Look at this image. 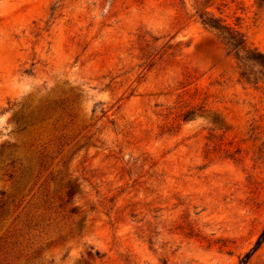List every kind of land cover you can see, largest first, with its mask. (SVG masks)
Listing matches in <instances>:
<instances>
[{
  "label": "rangeland",
  "instance_id": "obj_1",
  "mask_svg": "<svg viewBox=\"0 0 264 264\" xmlns=\"http://www.w3.org/2000/svg\"><path fill=\"white\" fill-rule=\"evenodd\" d=\"M203 14L264 54L260 0H0V264H264V84Z\"/></svg>",
  "mask_w": 264,
  "mask_h": 264
},
{
  "label": "trees",
  "instance_id": "obj_2",
  "mask_svg": "<svg viewBox=\"0 0 264 264\" xmlns=\"http://www.w3.org/2000/svg\"><path fill=\"white\" fill-rule=\"evenodd\" d=\"M264 3V0H260ZM200 24L214 35L223 45L227 55H231L234 60L235 68L237 70L238 78L241 82L257 86L258 84H264V54L251 48L244 38V36L213 18L209 14H203L199 16ZM74 212V209H72ZM264 240V229L260 234L256 247ZM96 257L99 255L95 253ZM246 262L241 260L239 264H245Z\"/></svg>",
  "mask_w": 264,
  "mask_h": 264
}]
</instances>
